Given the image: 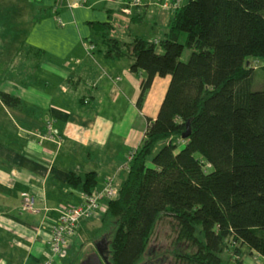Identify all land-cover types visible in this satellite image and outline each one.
I'll list each match as a JSON object with an SVG mask.
<instances>
[{
	"label": "trees",
	"instance_id": "16d2710c",
	"mask_svg": "<svg viewBox=\"0 0 264 264\" xmlns=\"http://www.w3.org/2000/svg\"><path fill=\"white\" fill-rule=\"evenodd\" d=\"M169 1L174 14L157 45L143 38L121 43L104 26L92 27L105 55L144 73L139 110L153 80L169 79L95 235L111 230L110 240L103 236L108 264H141L155 224L169 214L178 239L192 249L180 255L183 263L223 264L218 254L228 245L264 260V65L257 88L247 65L264 61V0ZM0 101L21 105L6 93ZM68 184L92 195L96 177L71 174Z\"/></svg>",
	"mask_w": 264,
	"mask_h": 264
},
{
	"label": "crops",
	"instance_id": "0c3cea01",
	"mask_svg": "<svg viewBox=\"0 0 264 264\" xmlns=\"http://www.w3.org/2000/svg\"><path fill=\"white\" fill-rule=\"evenodd\" d=\"M128 1L71 8V0H0V93L21 101L19 108L0 101V264H44L59 211L83 201L69 176L94 174V192L108 178L119 188L126 160L158 113L169 79L153 80L139 110L144 73L105 55L92 31L107 26L121 43L164 38L172 16L162 1L138 8ZM22 193L35 198L37 213L20 210ZM94 220L80 223L54 264H75L100 226Z\"/></svg>",
	"mask_w": 264,
	"mask_h": 264
},
{
	"label": "rangeland",
	"instance_id": "374dc122",
	"mask_svg": "<svg viewBox=\"0 0 264 264\" xmlns=\"http://www.w3.org/2000/svg\"><path fill=\"white\" fill-rule=\"evenodd\" d=\"M134 1L135 0H129L127 2V5L131 6ZM139 1H140V6H141L142 0H139ZM161 1H162L161 7L164 10L168 11L171 14V16H173L174 8H173L172 4L170 3V1L168 0L169 3L166 0H161ZM185 2H186V0H180V3H178V5L181 6L182 3H185ZM104 28H105V30L109 31L107 26H104ZM108 36H109V34H108ZM98 40H99V45L102 46V39L98 38ZM159 41H155L153 43H155L157 45ZM90 46H91L90 51H93L94 46H92V45H90ZM100 48H103V47H100ZM188 55H189V52L185 51L183 54L182 60L186 61L188 58ZM247 65L249 68H251L253 70L254 74L256 75L255 80H254L255 81L254 82L255 87L256 88L260 87L261 76L259 73V69L261 66L264 65V61L254 60V61L248 62ZM176 140L177 139H175V141ZM178 145H180V144H178ZM135 150L129 155L128 159L126 160V166H125V169H126L125 172L126 173L128 171L129 162L131 161L132 155L135 152ZM203 169L206 172L209 171L208 166H204ZM126 175H125V177H126ZM108 179H111V178H108ZM105 181H104V183H105ZM104 183H103V185H104ZM111 185H112V187L115 191L116 197H117L119 188L114 184L113 180L111 181ZM100 189L98 191H100ZM34 205H35V198H34ZM106 205H107V203L105 202L103 205L105 207V210H106ZM102 214H103V212L97 211L94 214H92L90 217H88L87 219L86 218L82 219L80 221V223L84 220H89V219L94 220L95 219L94 220L95 224H98V222H96V220L98 219V221L100 223V218H101ZM80 223H79V225H80ZM95 226H97V225H95ZM174 228H175V221H174L172 216H170L169 214H164L160 217V219L157 221V223L154 226L153 232H152L151 237L149 239V242H148V245H147V248L145 251V255H144L143 260L141 261V264H145V263L150 264V262L151 263L153 262L155 264H186V263H183L181 261L183 259L180 258V255L182 256V255L188 254L190 252V250H192V249L189 247V245L185 241H181L178 239L177 230ZM110 232H111V230H108V233L105 232V233L95 235V233H96V231H95V233L93 234L91 239L88 241L89 245L87 247H85V249L83 251L77 253V256L73 259V262L76 260L75 264H79L84 259H86L88 256L96 254L95 244H98L103 239H105V241L107 242V239L105 237H107L108 240H110V236H111ZM103 236H105V237L103 238ZM199 239L202 240L201 238H199ZM107 244L108 243L105 244L106 249H107ZM66 252H67V249L65 250V252L63 253L62 256L54 258L53 261H55L57 258H61L64 255H66L65 254ZM148 253L150 254L149 257H148ZM218 257L220 258V260L223 264H264V260L261 257L250 252L247 247L242 246V245L224 246L221 249L220 253L218 254ZM150 259H152V260H150ZM52 264H54V262Z\"/></svg>",
	"mask_w": 264,
	"mask_h": 264
},
{
	"label": "built area",
	"instance_id": "2783aa9c",
	"mask_svg": "<svg viewBox=\"0 0 264 264\" xmlns=\"http://www.w3.org/2000/svg\"><path fill=\"white\" fill-rule=\"evenodd\" d=\"M168 2V0H166ZM86 3V0H71L70 7L77 8L82 7ZM140 5L139 0H135L131 6L137 7ZM48 137L52 138L55 131L51 127H48ZM111 179H107L100 191L93 193L92 195H85L81 204L77 206L67 207L59 211L58 219L53 223L50 231V236L47 241V247L50 253V257L45 264H52L53 259L63 255L68 247V242L72 239L79 228V223L82 219H87L97 211L104 212V203L114 200L116 198L115 191L111 185ZM20 210L22 212L34 214L37 213V209L34 205V198L29 193H22Z\"/></svg>",
	"mask_w": 264,
	"mask_h": 264
},
{
	"label": "water",
	"instance_id": "95a60500",
	"mask_svg": "<svg viewBox=\"0 0 264 264\" xmlns=\"http://www.w3.org/2000/svg\"><path fill=\"white\" fill-rule=\"evenodd\" d=\"M189 135V128L187 129L186 133L182 135V139H186ZM106 241L103 239L98 244H95L96 254L88 256L79 264H108L106 262V257H104V252L106 250Z\"/></svg>",
	"mask_w": 264,
	"mask_h": 264
},
{
	"label": "flooded vegetation",
	"instance_id": "af4514ba",
	"mask_svg": "<svg viewBox=\"0 0 264 264\" xmlns=\"http://www.w3.org/2000/svg\"><path fill=\"white\" fill-rule=\"evenodd\" d=\"M150 260H152V259H150ZM148 263H149V262H148ZM145 264H146V263H145ZM150 264H155V263H153V262L151 263V262H150Z\"/></svg>",
	"mask_w": 264,
	"mask_h": 264
}]
</instances>
